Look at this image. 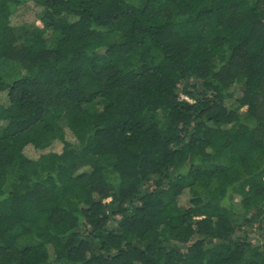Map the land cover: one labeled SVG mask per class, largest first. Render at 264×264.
Masks as SVG:
<instances>
[{
  "label": "trees",
  "instance_id": "16d2710c",
  "mask_svg": "<svg viewBox=\"0 0 264 264\" xmlns=\"http://www.w3.org/2000/svg\"><path fill=\"white\" fill-rule=\"evenodd\" d=\"M263 223L264 0H0V264H264Z\"/></svg>",
  "mask_w": 264,
  "mask_h": 264
},
{
  "label": "rangeland",
  "instance_id": "374dc122",
  "mask_svg": "<svg viewBox=\"0 0 264 264\" xmlns=\"http://www.w3.org/2000/svg\"><path fill=\"white\" fill-rule=\"evenodd\" d=\"M13 22L19 23L27 27H31L33 25H38L39 18L37 13H35L34 8L32 5H28L22 9H19L14 15H13ZM51 41L50 43H52ZM18 69L14 66H11L9 64H6L3 66V74L9 79L12 78L14 75H16ZM54 148H58L56 145ZM27 152H30V148L27 149ZM264 226V223H263Z\"/></svg>",
  "mask_w": 264,
  "mask_h": 264
}]
</instances>
